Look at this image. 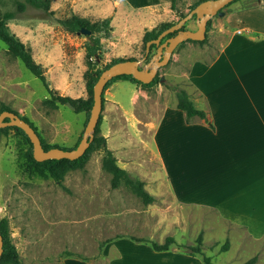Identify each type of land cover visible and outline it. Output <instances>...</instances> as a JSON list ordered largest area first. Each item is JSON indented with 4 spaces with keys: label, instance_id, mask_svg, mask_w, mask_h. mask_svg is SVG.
Listing matches in <instances>:
<instances>
[{
    "label": "crops",
    "instance_id": "0c3cea01",
    "mask_svg": "<svg viewBox=\"0 0 264 264\" xmlns=\"http://www.w3.org/2000/svg\"><path fill=\"white\" fill-rule=\"evenodd\" d=\"M257 1L247 9L235 7L236 2L230 4L222 17L209 19L204 43L184 41L179 44H183L181 50L170 57L186 65L169 74L174 85L186 91L207 120L187 119L177 109L175 95L171 99L170 91L160 84L143 89L122 79L104 91L102 109L106 115L104 111L100 114V133L117 165L142 181L154 199L168 198L175 205L171 219L176 224L167 236L174 239L183 221L200 220L206 223L199 227L202 237L209 230V250L221 244L220 235L214 233L218 231L229 244L225 253L235 242L237 253L248 254L240 264L253 257L254 264H264L259 255L264 240V0ZM71 2L73 15L111 17L112 27L115 12H146L148 19L141 24L140 38L145 30L167 22L156 23L159 0L142 6L132 5L131 0ZM122 17L126 19V15ZM130 18L122 21L125 39L134 23ZM6 52L0 54V63ZM15 83L12 86L20 88V82ZM124 89L130 94L128 106L117 97ZM154 92L169 96V100L151 101ZM162 146L169 152L163 155ZM101 253L104 258L94 264H204L198 255L174 245L167 251H155L149 243L131 239L110 241ZM209 258L211 264H220Z\"/></svg>",
    "mask_w": 264,
    "mask_h": 264
},
{
    "label": "rangeland",
    "instance_id": "374dc122",
    "mask_svg": "<svg viewBox=\"0 0 264 264\" xmlns=\"http://www.w3.org/2000/svg\"><path fill=\"white\" fill-rule=\"evenodd\" d=\"M149 1L131 0V4L142 6ZM197 1L159 0V10L154 13L156 23L177 22ZM253 2L255 0H240L234 6L243 8ZM72 3L71 0H50L49 10L43 11L32 7L26 0H0V13L13 12L14 17L8 21L9 28L31 49L33 59L43 66L51 90L62 96L86 98L84 47L89 39L81 33H70L61 24L73 15ZM19 4L23 5L21 11L17 8ZM113 15H116L115 26H111L108 38L101 39V60L94 69L103 68L114 58L140 60L144 56L145 46L139 34L148 14L131 10L118 11ZM124 15L134 22L128 27V39L122 37L125 31L122 21H126L122 17ZM77 16L90 22L104 19ZM195 28L193 18L186 29ZM182 45L175 50H181ZM3 51H6V46L0 41V54ZM3 56L0 63V106H7L27 118L47 144L72 148L85 127L84 113H75L69 106L57 102L51 106L47 102L50 96L41 81L7 52ZM178 63L169 59L157 72L158 77H163L157 86L160 84L170 91L171 99L175 95L173 87L177 86L169 74L186 67ZM47 71H50L48 75ZM13 82L17 85L20 82V88L12 86ZM129 95L125 89L117 93L120 102L127 106ZM164 100L168 101L169 96L161 97L155 92L151 95V101ZM103 111L105 116V109L101 113ZM28 147L14 131L0 135V220H7L9 239L21 264H75L78 261L94 264L104 258L101 251L110 241L135 237L162 244L173 232L175 205L167 197L156 198L145 205L124 183L111 188V175L102 165V149L94 151L82 168L66 170L61 183H57L49 175L41 176L29 171L25 160ZM161 152L163 155L168 153V147L162 146ZM155 176L158 177L157 171ZM200 226L205 227L206 223L183 221L182 230L174 232V247L183 251L182 245H194L201 234ZM214 233L216 237L220 235L221 244L213 245L210 247L212 251L209 250V230L205 231L202 237L204 255L215 263H242L248 254L244 251L237 253L235 242L229 253L220 252L226 240L218 231ZM261 246L259 255L264 257V240ZM197 257L202 260L201 256Z\"/></svg>",
    "mask_w": 264,
    "mask_h": 264
},
{
    "label": "trees",
    "instance_id": "16d2710c",
    "mask_svg": "<svg viewBox=\"0 0 264 264\" xmlns=\"http://www.w3.org/2000/svg\"><path fill=\"white\" fill-rule=\"evenodd\" d=\"M203 1L205 0L197 1L189 9L192 10L195 6H197L199 3ZM237 1H240V0H234L230 4L235 3ZM26 2L32 7L41 9L43 11H48L50 7V0H26ZM257 2L258 1L255 0V2L253 3L246 4L245 6H243V8L247 9V8L254 7L255 5H257ZM230 4L226 5L225 8L228 7ZM173 6L174 5L172 4L171 7ZM17 8L18 10L21 11L23 9V5L19 4ZM13 17H14V14L11 11H5L3 13H0V41L5 44L7 53L11 55L13 58L19 60L34 77H36L38 80L41 81L42 85L47 90L50 96V99L47 100V102L50 103L51 106L57 105L55 104V102H57L60 105L69 106L75 113H84L85 115L84 125H86V122L88 120L89 113L92 107V103H93L92 88L98 76L100 75V73L104 69L108 68L110 65L116 62L124 61V60H135L134 58H127V59L114 58L108 64H106L103 68L94 69L96 64L99 63V60H101V56H100L101 39L108 38L112 31V27L110 25L111 18L107 17L102 20L90 22L88 20L79 18L76 15H71L70 18L63 20L61 22L62 26L70 33H78L80 29L82 28L90 32L89 35H86L89 39V42H87L84 47L86 70L84 71L83 78H84L87 97L86 98H81V97L73 98L70 96L59 95L55 91L49 88L48 82L45 76V69L43 68V66L37 63L33 59L31 49L27 47L13 32H11L8 26V21L11 20ZM182 17L184 16L181 15L180 18ZM175 23L176 22H162L150 30H145L142 36V42L144 46L147 42L153 39H156L157 36L162 31L168 29ZM186 25L187 23L182 27L183 30L186 29ZM209 27H210V20L207 22L206 32L208 31ZM174 35L175 33L167 34L162 39L161 42H163L165 39L170 38ZM187 41L193 42V43H204L206 41V36L204 40L202 41H192V40H187ZM155 49H156L155 45L150 46L149 53H148L146 60H149V58L155 52ZM119 79L128 80L134 84L139 85L143 89L152 87L159 82V77L157 75L148 84H144V83H141L140 81H137L131 75L116 76L112 78L110 81H108L106 85L104 86V89L102 92V105L104 101L103 99L104 91L109 87V85H111L114 81L119 80ZM173 90L175 92V96L177 100L176 107L178 110L183 111L185 113V116L187 119L198 117L202 120H207L206 114L202 110H199L194 106V104L189 99V96L187 95L185 90L179 87H173ZM3 111H10V112L17 114V112L11 110L7 106L1 105L0 113ZM20 117L37 132L36 128L27 118L22 117V116ZM100 124H101V115L95 127L93 139L90 142L88 148L85 150L82 156H80L79 158L75 160L51 159V160H45L42 162H37L33 159V156H32V145L29 142L25 133L21 129L16 128V127L0 128V135L8 134L9 131H14L17 135L21 136L29 146L28 150L25 153L26 165L30 168L29 171L33 174H38L41 176L49 175L57 183H61L64 172L66 170H74V169L82 168L86 164V162L89 160L91 154L94 151L98 149H102L104 152L102 165L105 168V170L111 175V180H110L111 188L115 189L119 187L121 183H124L135 193L137 197H139L142 200V202L145 205L152 203L155 199L143 188V182L138 180L135 177H132L129 173H127L125 170L121 169L117 165L115 157L113 156L111 150L106 145V139L100 134ZM37 135L40 138V142L44 150H49L54 147H59L62 149H67V150L73 149L77 146L82 136L80 135L76 144L72 148H66V147H60L58 145L47 144L43 140V138L39 135L38 132H37ZM0 235L3 238L2 254L0 255V264H21L18 252L16 251L15 246L10 242L9 235H8L7 220L5 218L0 220ZM130 239L136 242H147L150 244L152 249L155 251H167L174 244V239L171 236H167L162 244H158L155 242H149L144 239H137L135 237H131ZM108 241L109 240H107V242ZM181 247L184 249L183 252L187 254L201 256L204 264H211L210 258L206 257L202 251L203 241H202L201 234H199L197 238L195 239L194 245H182ZM228 247H229V244H228V241H226L224 244L221 245L220 252L227 251ZM255 262H256V258L253 257L245 261L243 264H254Z\"/></svg>",
    "mask_w": 264,
    "mask_h": 264
},
{
    "label": "water",
    "instance_id": "95a60500",
    "mask_svg": "<svg viewBox=\"0 0 264 264\" xmlns=\"http://www.w3.org/2000/svg\"><path fill=\"white\" fill-rule=\"evenodd\" d=\"M233 1L234 0H205L199 3L175 24L162 31L156 39L147 42L145 44L144 56L140 60L119 61L104 69L93 85L92 107L83 129L81 139L75 148L67 150L54 147L49 150H44L37 132L27 122L21 119L19 115L10 111H3L0 113V128L16 127L21 129L32 145V156L37 162L51 159L75 160L79 158L83 155L93 139L94 130L102 111V92L106 83L119 75H131L141 83H150L156 77L158 70L168 63L173 51L180 43L187 40H204L208 20L214 16L222 17L224 15L223 9L225 6ZM193 18L195 20L196 29L183 30L182 27ZM79 33L83 35L90 34V32L84 28L80 29L78 34ZM170 33H175V35L161 42L162 39ZM151 45H155L156 49L149 60H146ZM159 81H163V77H159ZM2 246L3 238L0 235V255L2 254Z\"/></svg>",
    "mask_w": 264,
    "mask_h": 264
}]
</instances>
